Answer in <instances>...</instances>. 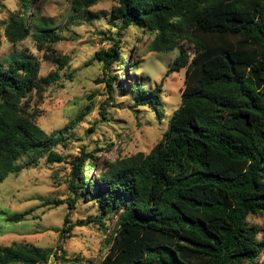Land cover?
<instances>
[{"label": "trees", "instance_id": "16d2710c", "mask_svg": "<svg viewBox=\"0 0 264 264\" xmlns=\"http://www.w3.org/2000/svg\"><path fill=\"white\" fill-rule=\"evenodd\" d=\"M97 3L73 0L71 9L88 11ZM34 4L23 0L25 12L10 15L4 36L18 45L33 33L40 50H51L63 36L42 21ZM112 18L119 32L136 28L140 36L154 35L153 52L179 49L167 76L186 69L185 88L163 139L148 155L105 160L96 170L95 156L85 150L74 160L71 184L77 196L95 198L100 208L92 222L76 226L106 227L104 219L113 224L110 232L105 228L109 252L101 264H259L264 228L248 219L264 217V0H119ZM73 20L70 16L68 23ZM111 40L112 48L95 60L105 75L97 82L106 85L112 100L118 81L112 67L122 62L134 73L138 65L124 62L120 41ZM46 58L59 71L69 64L61 55ZM40 75V62L26 56H12L6 68L0 66V184L46 156L50 163L62 162L52 146L85 117L47 134L36 122L39 104L61 75ZM136 87L139 105L163 106L159 90ZM84 167L94 171V179L86 180ZM69 217L62 233L74 228L66 227ZM65 254L62 245H0V264H46L52 256L64 260Z\"/></svg>", "mask_w": 264, "mask_h": 264}, {"label": "rangeland", "instance_id": "374dc122", "mask_svg": "<svg viewBox=\"0 0 264 264\" xmlns=\"http://www.w3.org/2000/svg\"><path fill=\"white\" fill-rule=\"evenodd\" d=\"M72 1L35 0L33 10L39 11L47 25H54L52 32L63 36L51 50H40L33 33L18 45L7 41L3 24L12 13L25 10L23 0H0V66L6 68L12 56H26L40 62V76L56 71L61 75L58 84L47 89L44 101L39 104L41 115L37 124L51 134L68 126L81 114L85 116L68 132L64 141L52 146V151L63 158L62 162L50 163L46 156L0 184V245L16 243L44 249H57L62 245L66 251L64 260L52 256L46 264H101L109 252L105 228L110 232L113 224L104 219L106 227L97 223L76 226L81 220L92 222L100 215V208L95 198L77 196L71 184L72 163L83 150L95 156V170L101 169L105 160L129 158L139 153L148 155L163 139L169 118L181 105L186 69L167 76L179 49L168 54L156 53L149 47L154 35L140 36L136 28L119 32L112 18L119 0H98L88 11L78 12L72 11ZM70 16H75V20L68 23ZM27 18L30 22L31 12ZM111 39L120 41L124 62L131 60L138 65L134 73L123 69L122 62L112 67L111 73L118 74L112 100L106 85L97 82L105 75L102 63L95 60L98 52L112 48ZM184 46L193 51L190 44ZM58 55L66 57L69 63L61 71L53 60L46 58ZM138 84H143L147 91L159 90L163 106L152 109L148 104L139 105L134 95ZM161 109L164 113L160 119L157 113H161ZM83 173L86 180L96 175L85 167ZM73 198L78 200L71 206ZM25 213L27 216L21 222L9 221ZM68 214L70 222L66 227L74 225V228L62 233ZM248 221L264 228L263 216H253ZM61 254L58 250V256ZM259 264H264V255Z\"/></svg>", "mask_w": 264, "mask_h": 264}]
</instances>
